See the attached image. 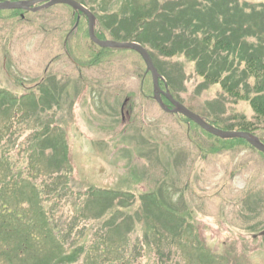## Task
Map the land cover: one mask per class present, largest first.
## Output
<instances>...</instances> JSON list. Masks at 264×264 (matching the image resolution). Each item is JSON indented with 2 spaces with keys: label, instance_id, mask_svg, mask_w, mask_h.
Listing matches in <instances>:
<instances>
[{
  "label": "rangeland",
  "instance_id": "374dc122",
  "mask_svg": "<svg viewBox=\"0 0 264 264\" xmlns=\"http://www.w3.org/2000/svg\"><path fill=\"white\" fill-rule=\"evenodd\" d=\"M78 1L97 15L102 38L97 36L105 40L129 41L126 29L142 23L139 15H150L140 25L139 38L144 30L149 34L143 45L174 98L223 130L237 124L240 115L253 119L249 101L230 95L220 83L209 84L204 75L210 71L196 55L182 51L170 57L161 49L203 47L191 40L202 37L197 27L210 24L234 35L229 63L244 51L239 50L242 38L245 49L259 48L264 60V0H159L156 5V0H134L140 13L125 0ZM214 2L227 13L204 15ZM173 4L184 6L188 28L178 27L175 12L156 23L161 14L155 10H175ZM78 15L64 4L36 12L0 10V90L20 103H0V134H7L0 138L1 161L11 155L15 166L26 167L34 134L50 131L67 139V162L61 147L53 155L47 143L38 162L59 175L70 171L65 178L72 190L46 204L61 223L67 247L71 242L82 246L74 264H118L122 252L111 251L109 257L101 251L117 245L135 257L131 264H264V235H257L264 230V153L248 142L214 152L219 137L182 114L163 110L154 99L142 56L113 48L99 55L102 47L90 39L86 16L75 25ZM122 16L127 19L120 25ZM163 25L181 34L161 36ZM240 26L247 28L236 36ZM232 74L229 69L224 76ZM256 133L264 139V129ZM154 190L162 206L157 196V202L142 197ZM0 264H8L2 256Z\"/></svg>",
  "mask_w": 264,
  "mask_h": 264
},
{
  "label": "trees",
  "instance_id": "16d2710c",
  "mask_svg": "<svg viewBox=\"0 0 264 264\" xmlns=\"http://www.w3.org/2000/svg\"><path fill=\"white\" fill-rule=\"evenodd\" d=\"M133 1L134 0H125V2L133 7V10L135 9L137 10L136 12L140 13L141 9L134 8L133 5L135 2ZM156 1L157 2H155V5L156 3H159V0ZM80 2L86 5L85 2ZM190 2H193V0H190ZM213 4V6H208L204 9V11H206L204 15H207V17L209 15L210 17H213V13H218L221 16L227 13L222 3L218 5L217 2H214ZM171 7L176 9H167L164 11L159 9L155 10L159 15L161 14V17L157 19L156 23L168 17L164 16L165 14L170 15L171 13L175 12L176 17L172 19L175 22L177 21L178 27L183 28L185 24L186 28H188L190 23L183 19L185 15L184 6L180 5L179 7H176V4H173ZM75 12L78 13L77 11ZM220 15H217L215 18H218ZM78 16L81 18L84 17L83 15ZM133 17H135V13H133ZM138 18L139 22H142L143 24H138L137 28L133 30L131 28V30L126 29L127 32L125 33V40L136 41L143 45L144 40H142V38L144 37L145 39V36H148L149 34L145 35L144 30L141 34V37L139 38V33L141 27L150 18V15H139ZM126 19V16L119 18L120 25L125 23ZM228 20L231 19L225 20L226 23L224 26L226 27L230 22ZM156 23L155 29L157 25ZM247 24L253 25L251 23ZM244 28L247 27L240 26L239 29H235L237 33H235L236 36H238L240 31ZM161 29V36L170 34L169 31H172L171 28H166L164 25ZM199 30H202V37H200L201 39L195 37V40L191 41L194 44L198 43L199 41L203 47L197 45L194 46V49L181 47L179 49L180 51L177 52L171 48H163L164 50L161 49L163 54L171 57L177 53H182V51H185L188 56H191L193 53L196 55V57H198L200 64L204 66V71L206 72V69H209L210 73L204 75L209 84L220 83L224 90L226 89L225 91H227L230 95L235 96L237 99L249 101L251 108L254 111L253 119L248 120L246 116L240 115L236 119L238 120L237 124L227 125L225 126V129L232 130L235 128L240 131L250 132L259 137L264 142V139L258 136L256 133L258 130L264 129V60L257 51L259 48H250L246 50V41L245 38H242V36H246V34L243 33L241 35L242 39L239 40V50L244 51L241 55L236 54L234 57H232L234 62L238 57L241 59L238 61L240 63H235V66L233 61L232 63L228 62V58H231V55L229 56L228 53H230L229 51L233 50L232 39L234 38V35L230 34L231 30L219 33L220 30H218L217 26L214 25L211 27L210 24H208L206 27L204 26L203 28L197 27L196 31ZM174 31L177 32L176 28H174ZM96 33L99 37L102 36L97 30ZM174 34L179 35L181 33L178 34L177 32ZM166 39L169 40L170 38H165L163 40ZM196 40L197 42H195ZM165 43L171 44L173 43V40L171 39L169 42L166 40ZM110 51V49L102 48L99 55H106V53ZM223 53L227 54L224 56ZM229 69L234 72V74H232L233 77L224 76L226 70L229 71ZM223 72L225 73L223 74ZM238 72L241 73L242 80L241 77H236ZM160 84L162 87H165L163 81H161ZM5 100L11 101V104L20 105L19 102L17 103L16 97L9 95L3 90H0V103L5 102ZM54 100L58 101L57 98ZM208 121L211 124L218 126L216 122L210 120ZM6 135L7 134H0V138L2 139V137H5ZM9 135L10 134H8V137ZM66 141L67 139L62 134H50V131L44 132L43 134H34V137L31 139V145L33 146V149L30 146V150H32V152L29 150L28 156L26 155L28 160L26 167H19V165L15 166L11 162V155H4L3 158L9 162H2L0 157V256L5 258L8 264H74L80 257L81 253L79 254L77 248L82 246H75L73 242H71V244L67 247L66 244L68 243V238L64 234L61 223H58L55 219H53V216L50 214L51 211L47 209L46 204V202L52 198H64L61 197V194L64 193V196L68 195L70 190H72L69 180L65 178V176H67L70 171H66L65 176L64 174L59 175V172L56 170L51 171L45 169L41 167L38 162L40 157L44 155L47 146H49V148L52 150L53 155L57 154V149L61 147L64 152V159L67 162L68 145ZM218 142L220 145L214 149V152L216 153L221 152L224 149L231 148L232 145L238 142L247 143L246 140L240 138H218ZM45 143H47V146ZM44 176H47V181L41 180V178ZM63 178L65 180L64 183L61 184L60 180ZM154 191L145 193L142 195V197L146 199L155 198L156 201L157 196L158 204L162 206V203L159 199V192ZM93 192L95 191L91 190L89 192V194H92L91 197L96 195V193ZM163 205L167 206L164 201ZM158 209L166 215H175L173 210L170 208H163L164 210H161L162 208L160 209L158 206ZM146 217V221H149L150 216L146 215ZM109 247L113 248L107 250L105 248L101 249L103 256L110 257L112 252L117 251V253H123L120 256V260L122 262H118V264H131L134 262L135 257H132V253L131 255L130 252L127 253V249L125 251L119 245L116 247Z\"/></svg>",
  "mask_w": 264,
  "mask_h": 264
},
{
  "label": "water",
  "instance_id": "95a60500",
  "mask_svg": "<svg viewBox=\"0 0 264 264\" xmlns=\"http://www.w3.org/2000/svg\"><path fill=\"white\" fill-rule=\"evenodd\" d=\"M64 4L73 8L81 14H84L88 19V32L90 39L102 48H117V49H129L138 52L147 66V72H150L153 79V97L159 103L161 108L170 113L182 114L188 119L198 124L205 131L222 139H235L242 138L246 140L251 146L258 151L264 153V142L256 135L239 130H223L211 123H209L202 116L188 109L185 105L176 100L171 94L168 85H165V89H162L160 81L163 80V76L156 68L153 58L149 51L140 43L136 41H116L110 39H100L95 31L96 16L95 14L84 4L78 0H16V1H0V10H24V11H39L54 5ZM79 19L76 26L79 23ZM169 100L172 104V108H169L164 102L163 98ZM264 234V232H262Z\"/></svg>",
  "mask_w": 264,
  "mask_h": 264
}]
</instances>
